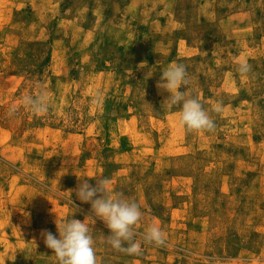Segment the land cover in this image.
<instances>
[{
  "label": "rangeland",
  "instance_id": "374dc122",
  "mask_svg": "<svg viewBox=\"0 0 264 264\" xmlns=\"http://www.w3.org/2000/svg\"><path fill=\"white\" fill-rule=\"evenodd\" d=\"M174 63L214 131L162 107ZM41 91L46 113L20 107ZM82 175L139 204V255L107 243ZM71 218L97 264H264V0H0V264H58L41 232Z\"/></svg>",
  "mask_w": 264,
  "mask_h": 264
},
{
  "label": "clouds",
  "instance_id": "9594fccd",
  "mask_svg": "<svg viewBox=\"0 0 264 264\" xmlns=\"http://www.w3.org/2000/svg\"><path fill=\"white\" fill-rule=\"evenodd\" d=\"M237 70L241 75H247L251 72V65L246 60L240 61ZM146 77L151 75L147 73ZM188 84V74L183 63H174L164 69L156 83L161 93H168L163 99L162 107L168 110L178 108L179 124L188 131H214L215 122L198 98L187 96L185 90H180L185 89ZM46 100L45 93L41 91L35 96L22 97L20 107H27L34 115H43L48 111ZM220 111L221 107L217 106L215 112ZM16 112L17 107L11 106L9 115ZM90 179L83 175L77 177V187L70 191H74L82 203H89L94 216L103 221L110 232L107 243L114 250L128 255H139L141 241L137 240L136 225L143 215L139 204L125 198L123 193L112 190L108 178H95V185L89 182ZM86 218L83 222L71 218L62 224L56 223L59 238L51 231L42 230L44 244L55 254L58 264H97L94 240L90 234L92 228ZM139 235L143 243L157 246L166 243L164 232L154 224Z\"/></svg>",
  "mask_w": 264,
  "mask_h": 264
}]
</instances>
